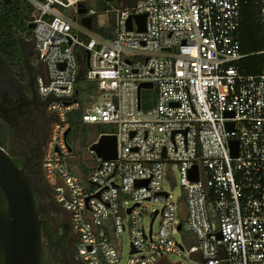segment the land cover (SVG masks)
Masks as SVG:
<instances>
[{"label":"built area","instance_id":"built-area-1","mask_svg":"<svg viewBox=\"0 0 264 264\" xmlns=\"http://www.w3.org/2000/svg\"><path fill=\"white\" fill-rule=\"evenodd\" d=\"M26 1L42 65L37 90L55 116L42 168L81 261L264 264V74L240 72L243 0H140L104 13L88 0ZM79 5L99 27L113 20L112 37L74 21ZM144 14L146 31L136 20L128 30ZM87 53L86 81L96 86L80 97ZM82 109L84 126L115 129L95 144L117 138V159L98 158L87 177L75 173L77 135L69 140L70 115ZM174 168L179 198L163 188Z\"/></svg>","mask_w":264,"mask_h":264},{"label":"flooded vegetation","instance_id":"flooded-vegetation-1","mask_svg":"<svg viewBox=\"0 0 264 264\" xmlns=\"http://www.w3.org/2000/svg\"><path fill=\"white\" fill-rule=\"evenodd\" d=\"M16 39L22 56V73L15 70L0 50V147L32 181L43 223L41 264H84L77 252L78 238L70 215L56 202L42 168L54 115L49 112L48 101L37 90L36 79L42 65L33 30L18 34Z\"/></svg>","mask_w":264,"mask_h":264},{"label":"water","instance_id":"water-1","mask_svg":"<svg viewBox=\"0 0 264 264\" xmlns=\"http://www.w3.org/2000/svg\"><path fill=\"white\" fill-rule=\"evenodd\" d=\"M3 1L10 3L12 0ZM87 14L88 9L79 5L80 18L76 16L74 21H79L81 25L92 30L93 18ZM146 19L145 14L129 18L128 30H133V20H136L139 31L145 32ZM34 28V24L29 25L30 30ZM89 58L90 54L87 53L78 80L84 70L89 68ZM141 88H152V84H142ZM232 145L238 149L237 142ZM91 150L100 160L117 159L116 136H101ZM197 170L195 167L191 172V178L195 181H198V177H194L193 173ZM42 225L30 177L12 156L0 147V264H41ZM218 237L221 239V234Z\"/></svg>","mask_w":264,"mask_h":264},{"label":"trees","instance_id":"trees-1","mask_svg":"<svg viewBox=\"0 0 264 264\" xmlns=\"http://www.w3.org/2000/svg\"><path fill=\"white\" fill-rule=\"evenodd\" d=\"M116 0H98L97 11L104 13L116 8ZM264 0H243L239 37L242 53L245 56L240 62V72L243 75L264 74ZM33 7L26 0H12L5 3L0 0V50L4 57L11 62L16 71L22 73V56L17 42L18 34L29 31L30 22L33 20ZM93 32L104 38H111L113 20L109 26L99 27L96 20L93 22ZM86 57V55L84 54ZM85 63V61H84ZM78 95L81 97L86 92H92L96 84L86 81L85 70L77 83ZM83 109L70 115L73 129L80 127V117ZM100 133H107L100 128Z\"/></svg>","mask_w":264,"mask_h":264},{"label":"rangeland","instance_id":"rangeland-1","mask_svg":"<svg viewBox=\"0 0 264 264\" xmlns=\"http://www.w3.org/2000/svg\"><path fill=\"white\" fill-rule=\"evenodd\" d=\"M116 3L119 6H130L131 3L123 0H116ZM30 4V3H28ZM88 4L90 7L97 9L98 7V0H88ZM66 15L72 16L70 12H67ZM29 44V43H28ZM29 57V56H28ZM31 59V56H30ZM33 61V60H32ZM55 120V116L53 118ZM101 127L105 130V132L112 134L115 132V129L111 126H99V125H91V126H84L83 124L80 127L73 129L72 133L70 134L69 140L72 142L73 136L76 134L77 139L79 142V161L75 168V173L78 176L87 177L91 168L97 163L98 157L95 152L91 153V147L97 141V137L101 131H98ZM174 175L175 178L172 181L166 180L164 182L163 188L165 191L171 192L174 198H179L182 195V188L180 184V174L176 168H174ZM159 228L158 223L155 225V230L157 231ZM175 238L180 241L181 237L175 234ZM123 250L122 254L123 257L126 258L129 252V244L130 238L127 233L123 235ZM170 264H179L180 259L176 256H170L168 258ZM189 264V263H183Z\"/></svg>","mask_w":264,"mask_h":264},{"label":"crops","instance_id":"crops-1","mask_svg":"<svg viewBox=\"0 0 264 264\" xmlns=\"http://www.w3.org/2000/svg\"><path fill=\"white\" fill-rule=\"evenodd\" d=\"M140 1V0H137V2Z\"/></svg>","mask_w":264,"mask_h":264}]
</instances>
